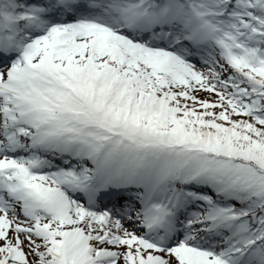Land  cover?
<instances>
[{
    "label": "snow or ice",
    "instance_id": "snow-or-ice-1",
    "mask_svg": "<svg viewBox=\"0 0 264 264\" xmlns=\"http://www.w3.org/2000/svg\"><path fill=\"white\" fill-rule=\"evenodd\" d=\"M0 264H264V0H0Z\"/></svg>",
    "mask_w": 264,
    "mask_h": 264
}]
</instances>
